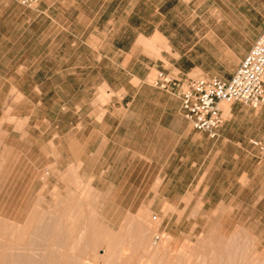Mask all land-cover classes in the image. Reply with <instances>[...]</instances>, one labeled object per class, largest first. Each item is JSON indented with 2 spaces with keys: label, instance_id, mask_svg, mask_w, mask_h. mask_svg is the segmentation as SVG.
Here are the masks:
<instances>
[{
  "label": "rangeland",
  "instance_id": "rangeland-1",
  "mask_svg": "<svg viewBox=\"0 0 264 264\" xmlns=\"http://www.w3.org/2000/svg\"><path fill=\"white\" fill-rule=\"evenodd\" d=\"M38 1L26 8L0 0V22L8 25L4 49L20 58L12 64L22 74H12L21 93L0 94V219L7 226L0 229V247L11 240V249L48 248L32 236L45 223L73 237L78 231L110 235L123 259L110 264H147L130 222L141 214L151 230L149 249L156 242L165 255L186 251L187 264H223L217 259L227 240L240 248L234 247L231 264H264V164L258 166L254 152H243L240 165L239 146L196 132L189 159L196 165L158 173L155 157L148 167L128 164L126 132L115 130L108 114L126 101L124 88L152 84L159 72L181 82L227 81L264 27V0ZM43 2L53 22L40 13ZM228 106H220L226 120ZM93 113L101 123L97 132L85 124L83 132L67 133L76 117ZM249 117L243 122L253 127ZM236 128L229 126L232 140L242 134ZM28 217L32 226L23 229ZM19 234L43 245L27 246ZM103 247L94 251L96 264H107Z\"/></svg>",
  "mask_w": 264,
  "mask_h": 264
},
{
  "label": "crops",
  "instance_id": "crops-1",
  "mask_svg": "<svg viewBox=\"0 0 264 264\" xmlns=\"http://www.w3.org/2000/svg\"><path fill=\"white\" fill-rule=\"evenodd\" d=\"M38 4H42V2L39 3L38 1ZM39 7L42 9L40 13H42L44 20L48 19L49 22H53L52 12L50 7H48V3L43 2V5ZM5 26L8 25L0 22L1 95L3 93L22 92L19 78L17 79L12 75L13 73H15L16 76L22 75L18 72L20 66H14L12 64L15 61H19L20 58H16V56L10 57L9 55L17 54H14V51L10 53L4 49V40H7L8 37L5 33ZM257 33L258 35L255 37L254 42L260 36L261 31L259 32L258 30ZM13 37V35H10V39ZM35 88L36 86L33 84L31 86V92H35ZM123 94L124 98L127 97L126 101H124L123 104L119 103L118 107L108 109V114L113 116V120H116L115 130L123 127L126 132L121 139L127 142L122 148L123 153H125L126 157L129 159L128 164L137 161V164L143 163L145 167H148L149 160L155 157L157 159L156 164L161 166V169L157 170V172L164 174L170 172V170L164 169L165 166H174L175 169L172 170L173 173H179L181 165L194 167L196 162L194 160L190 161L189 159L190 153L194 154L195 152L196 131H194L191 125L183 118L179 97L145 82L142 85L124 88ZM3 105L4 101L0 100L1 109ZM248 109L251 108L240 104H230V106H228V112L225 114L229 116V119L226 120L223 118L222 112L223 123L219 129L218 139H221V142L225 143V145L234 144L237 148L240 147L242 151L240 153L241 156L235 155L236 158H240V165L244 162L243 152L249 153V151H252L259 157V162L257 164L261 167L264 164L261 162L264 160V155H261L256 148L252 147L250 142L260 141L264 143V107L259 108L258 111H252V113H250ZM245 115L250 116L247 120L252 122L253 127L250 126L247 121L245 123L243 122ZM241 116H243L242 119L240 118ZM84 119L83 117H76L75 124L71 125L67 133L83 132L85 124L91 125L92 131L97 132V127H99L101 123L96 118V115L93 113L88 119ZM233 122L236 123V131L239 132L240 130L242 132V134H236V140L231 139L233 134H228L229 126ZM257 122H259V124L256 128L255 124ZM246 126H249V128H245ZM243 128L245 130H242ZM199 135L205 137L208 141H214L209 139L205 134L199 133ZM147 172L148 169L146 168L144 173Z\"/></svg>",
  "mask_w": 264,
  "mask_h": 264
},
{
  "label": "built area",
  "instance_id": "built-area-1",
  "mask_svg": "<svg viewBox=\"0 0 264 264\" xmlns=\"http://www.w3.org/2000/svg\"><path fill=\"white\" fill-rule=\"evenodd\" d=\"M10 1L26 8L38 5V0ZM151 85L163 91L178 89L183 118L194 131L217 139L223 123L221 103L253 109L264 107V27L227 81L211 77L181 82L159 72ZM250 144L264 155V143L251 141Z\"/></svg>",
  "mask_w": 264,
  "mask_h": 264
},
{
  "label": "bare ground",
  "instance_id": "bare-ground-1",
  "mask_svg": "<svg viewBox=\"0 0 264 264\" xmlns=\"http://www.w3.org/2000/svg\"><path fill=\"white\" fill-rule=\"evenodd\" d=\"M221 104H223V103H221ZM221 104H220V106H221ZM224 104H226V103H224ZM140 215L141 214L137 215L136 218L135 217L132 218V220L130 222H131V224L136 225V227L138 228L137 231H138V235H139V246H140L142 254H144V256H145L147 264L149 262L152 263V261H153V264H179L180 261H183V264H187L190 254H188L186 251L185 252H179L178 253L179 255L173 254V253L165 255L161 252V249H164V245H163V248H162V244L160 247H158L156 242H152L151 245L154 246V248L149 249L150 246L146 245V242H145L146 237L145 236L151 230H149V226H147L148 224L146 225L147 227L145 225L143 226V224H145V223H143V224L141 223L140 220L142 219L141 218L142 215L141 216ZM75 219H76V217H75ZM134 220H135V222H134ZM3 221H5V220L0 219V229H6V227H7ZM46 222H48V221H46ZM31 224H32L31 219L29 217L26 218V222L23 225V229L30 228L32 226ZM72 227H73V225H72ZM134 228H135V226H134ZM33 230H34V233L32 234V236L40 238L41 240H44V241L46 240L47 241L46 245L48 246V248H45V249L44 248H42V249H11V246L14 247L16 245V243L14 245H12L13 242L9 238L10 242H8V243H6L5 241H2L3 245L0 247V264H96L95 259L97 258L98 255H96L97 252L95 251V249L97 250V248L100 246H101V248L103 246H107V248L103 247V249H104L103 253L104 254L100 255L102 260L104 259V261L107 264H110V263H113V262H116V261H119L122 259L121 247L117 248L116 245L114 244V241L111 240L110 235L108 236L107 234H106L107 236H105V234H104L103 237H100L99 235H96L95 233H94V235H95L94 236L93 234L88 233V232L83 234V233H80L78 231L76 233V236H74L75 237L74 238L73 236H71L72 233L67 234V233L63 232L62 230L61 231L58 230V228L53 229L51 226H48L45 223H43L42 225L35 226L33 228ZM23 236H25V234L17 235V237H19L18 240L24 241V243L27 246L37 247V246L43 245L40 241H34L32 239L25 241V239L24 240L22 239ZM147 237H149V236L147 235ZM156 239L158 240V237H155V240L154 239L153 240L156 241ZM229 240H230V242L229 241L228 242L231 243V239H229ZM233 240L234 241H232V243H234V245H235L236 238ZM226 241L223 243L224 244L223 246H225V248H224L225 254L220 256L222 254V253H220V255H219L220 258H219V260L217 259V261L219 263H223V264H227V263L231 264L237 258V256H236L237 250L236 249H240V248H239V246L238 247L234 246V247H237L235 249L233 247V245L231 246V244L226 243ZM240 242H241V240H240ZM159 245H160V243H159ZM236 245H237V243H236ZM242 245L243 244H240V246H242ZM64 246H66V247L70 246V248L67 247V249H64ZM74 246H76V247L74 248ZM226 246H229V248L233 247L231 249H235L236 251L235 250L234 251L233 250L228 251V247L226 248ZM246 250H248V249H246ZM94 251L96 252V254H94L95 253ZM240 251H242V249ZM88 252L89 253L93 252L94 255L92 257H86L85 255L89 254ZM235 253H236V255H235ZM97 259L99 260L100 258H97Z\"/></svg>",
  "mask_w": 264,
  "mask_h": 264
}]
</instances>
